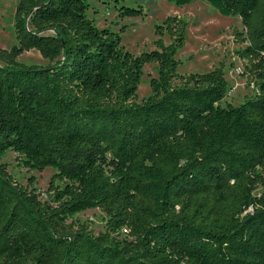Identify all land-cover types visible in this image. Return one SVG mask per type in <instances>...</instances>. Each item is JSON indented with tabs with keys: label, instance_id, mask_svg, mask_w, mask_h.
Instances as JSON below:
<instances>
[{
	"label": "trees",
	"instance_id": "trees-1",
	"mask_svg": "<svg viewBox=\"0 0 264 264\" xmlns=\"http://www.w3.org/2000/svg\"><path fill=\"white\" fill-rule=\"evenodd\" d=\"M201 1L244 26L235 54L257 92L238 106L223 105L224 64L178 73L182 17L135 56L128 27L99 28L87 0L20 1L16 43L0 49V264H264V0ZM33 50L49 65L19 62ZM148 64L158 77L138 102ZM10 152L30 172L55 170L50 202L12 177ZM90 210L107 215L104 233L69 225Z\"/></svg>",
	"mask_w": 264,
	"mask_h": 264
},
{
	"label": "rangeland",
	"instance_id": "rangeland-1",
	"mask_svg": "<svg viewBox=\"0 0 264 264\" xmlns=\"http://www.w3.org/2000/svg\"><path fill=\"white\" fill-rule=\"evenodd\" d=\"M21 0H0V49H10L16 43L15 14ZM89 3L88 16L101 28H110L120 32L124 26L128 31L122 34L123 46L135 56L154 50V42L158 40L155 33L157 24H162L168 17H182L189 22L186 44L181 48L176 58L181 61L178 73L204 74L221 64L225 66L226 79L229 84L228 96L223 105H240L246 96L254 95L257 87L254 82L243 76V62L235 52L240 48L236 45L233 32L235 29L244 31L239 17H226L210 3L194 0L190 5L178 7L167 0H123L119 4L106 3L101 0H87ZM121 6L138 8L142 6L145 15L137 18H122L119 14ZM170 43L168 36L164 38ZM19 62L25 66H48L39 52H25L19 57ZM158 77V65L148 64L138 91V102L152 94L150 82ZM4 162L9 166L12 177L23 186L37 189L43 203L51 200L49 186L55 170L47 168L44 172H30L18 166L16 154L8 153ZM33 179L36 180L32 184ZM263 190L257 191L260 195ZM108 221L107 215L101 210H90L78 214L69 220V225L76 229L78 225H86L96 235L104 233Z\"/></svg>",
	"mask_w": 264,
	"mask_h": 264
}]
</instances>
